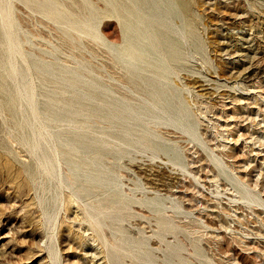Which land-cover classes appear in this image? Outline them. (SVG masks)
<instances>
[{"label":"rangeland","instance_id":"374dc122","mask_svg":"<svg viewBox=\"0 0 264 264\" xmlns=\"http://www.w3.org/2000/svg\"><path fill=\"white\" fill-rule=\"evenodd\" d=\"M41 1L0 0V13L8 11L0 21V264H114L117 258L109 255L110 244L99 243L86 229L77 209L84 202L71 186L60 183L67 179L65 162L59 159L55 178L43 169V149L55 142L63 148L54 134L72 131L73 124L49 125L52 135H45L44 95L52 81L67 84L70 78L44 74L48 79L43 82L37 64L85 75L89 70L99 73L107 85L116 89L121 85L105 73L112 66L108 50L66 24L42 16L36 6ZM59 1L75 16L86 18L87 8L77 9L71 0ZM90 1L98 8L105 6L103 0ZM217 1L219 13L215 11L210 20L213 34L206 39L217 44L207 47L213 64L203 67L198 56L191 55L190 64L197 66L198 73L189 74L195 83L184 91L192 118L198 121L199 140L190 142L187 135L168 127L175 132L171 137L176 146L190 156L185 168L172 165L163 154L152 158L150 151L133 147L118 157L125 146L117 142L112 155L103 159L122 188L137 190L138 198L142 191L153 195L145 190L149 182L168 190L160 191L170 198L164 211L133 204L130 212L135 216L120 222L125 236L144 240L136 251L138 258H145L138 260L141 264H264V0ZM227 5L231 9L226 10ZM117 21L97 20L100 32L116 43L122 37ZM5 31L13 34L19 53L11 56L7 51ZM8 61L20 72L12 80L7 76ZM132 94L138 98L135 91ZM199 100L210 102L211 110L206 111ZM85 128L100 137L98 127ZM173 203L180 210L171 209ZM160 218L173 229L163 231ZM146 252L148 259L143 256ZM121 259L123 264L135 261L128 256Z\"/></svg>","mask_w":264,"mask_h":264},{"label":"bare ground","instance_id":"6f19581e","mask_svg":"<svg viewBox=\"0 0 264 264\" xmlns=\"http://www.w3.org/2000/svg\"><path fill=\"white\" fill-rule=\"evenodd\" d=\"M30 1L34 2L26 0ZM103 1L105 6L98 8L90 0H71V4L77 9L87 8L85 19L75 16L59 0H42L36 5L37 11L53 23H64L69 29L104 46L112 56V66L105 70V73L121 85L119 89L114 85H107L101 81L99 73L89 70V74L85 75L82 71L54 70L50 64L35 63L41 69L39 72L43 82L48 79L44 74L61 73L70 78L67 84L54 81L50 83L51 80H48L50 91L44 95L45 101L41 110L45 135H50L49 125L57 127L59 123L66 122L72 123L73 126H70L72 131L54 134L63 148H58L55 142L52 147L50 144L48 149H43L42 166L45 174L55 178L58 174L59 159H62L68 173L66 181L63 182L62 178L60 183L71 186L74 194L79 196L77 199L80 198L84 202L82 206H77V209L80 210L79 214L83 215L86 229L93 232L99 243L110 244L112 251L109 255L117 258L114 264H123V260L119 259L125 256L135 259L133 264H141L138 260L145 258H138L136 251L144 244V240L134 235L125 236V229L120 222L135 216L130 212L133 204L159 213L166 209L165 200L170 198L160 194V191L164 190L161 184L153 186L154 183L151 182L145 190L153 192V195L142 191V197L138 198L135 194L137 190L126 192L127 189L124 190L122 183L115 178V171L106 166L103 159L112 155L114 142H117L125 146L117 152L118 157L128 153V147H133L138 148V152L150 151L152 158L163 154L172 165L185 168L186 160L188 161L190 156L183 153L179 145L176 146L177 141L171 137L175 132L168 127L178 129L181 135H187L190 142L199 140L198 121L192 118L193 110L184 91L193 89L195 83L189 75L197 71V66L190 64L191 55H197L203 67L213 64L207 47L217 44L206 39L209 34H213L214 28H211L210 20H214V16L219 13L218 1ZM228 9H231L229 5L226 7V10ZM6 13L8 14V11ZM6 13H0L1 22L5 20ZM103 17H114L118 20L122 32L120 42L111 41L100 32L97 20ZM9 25L14 26L12 21ZM7 31L4 32L5 41L8 42L7 51L9 49L12 56L19 51L13 46V34H7ZM10 61L7 76L12 80L20 72ZM173 76L180 78L181 83L179 84ZM24 78L21 84L25 86ZM122 87H127L130 92ZM0 88L3 89L1 85ZM132 91L138 94V98L134 97ZM18 96L15 94L14 98L17 99ZM27 97L33 108L35 104L31 100V94ZM200 102L206 111L211 110L210 102ZM85 126L98 127L100 137L87 133ZM109 140H112L111 143ZM74 201L73 199V203ZM169 207L179 209L175 203ZM159 222L165 224L163 231L173 229V226L167 222L166 224L163 219L160 218ZM177 225L184 227L186 224ZM143 256L147 258L149 253H143Z\"/></svg>","mask_w":264,"mask_h":264}]
</instances>
